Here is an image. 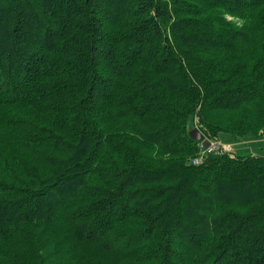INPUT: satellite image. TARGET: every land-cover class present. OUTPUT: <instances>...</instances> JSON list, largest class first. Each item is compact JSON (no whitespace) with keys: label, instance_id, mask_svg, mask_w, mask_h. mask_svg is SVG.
Masks as SVG:
<instances>
[{"label":"trees","instance_id":"16d2710c","mask_svg":"<svg viewBox=\"0 0 264 264\" xmlns=\"http://www.w3.org/2000/svg\"><path fill=\"white\" fill-rule=\"evenodd\" d=\"M264 0H0V264H264Z\"/></svg>","mask_w":264,"mask_h":264},{"label":"rangeland","instance_id":"374dc122","mask_svg":"<svg viewBox=\"0 0 264 264\" xmlns=\"http://www.w3.org/2000/svg\"><path fill=\"white\" fill-rule=\"evenodd\" d=\"M224 144L232 146V153L238 155L255 154L264 156V135L244 137L234 136L232 134H223L220 139Z\"/></svg>","mask_w":264,"mask_h":264},{"label":"built area","instance_id":"2783aa9c","mask_svg":"<svg viewBox=\"0 0 264 264\" xmlns=\"http://www.w3.org/2000/svg\"><path fill=\"white\" fill-rule=\"evenodd\" d=\"M201 147H202L201 150L202 152L199 156L193 159L194 163H199L201 160L204 159V157H207L208 155H220L223 153L232 152V146L229 144H224L219 139L211 140L208 146H205L202 143Z\"/></svg>","mask_w":264,"mask_h":264},{"label":"water","instance_id":"95a60500","mask_svg":"<svg viewBox=\"0 0 264 264\" xmlns=\"http://www.w3.org/2000/svg\"><path fill=\"white\" fill-rule=\"evenodd\" d=\"M190 135L192 138L197 139L198 141H203L205 146L210 144V141L205 138V135L200 131L199 128L195 127L190 131Z\"/></svg>","mask_w":264,"mask_h":264}]
</instances>
